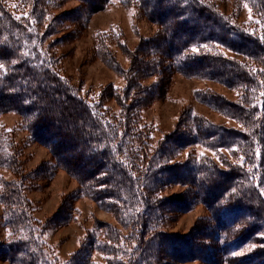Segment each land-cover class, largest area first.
I'll return each instance as SVG.
<instances>
[{
    "label": "trees",
    "instance_id": "1",
    "mask_svg": "<svg viewBox=\"0 0 264 264\" xmlns=\"http://www.w3.org/2000/svg\"><path fill=\"white\" fill-rule=\"evenodd\" d=\"M18 1L24 9L12 10L0 0V114L17 113L29 139L48 149L51 162L41 167L44 177L62 169L78 187L51 218L36 220L24 194L22 147L12 132L0 131V167L15 176L0 181L8 229L0 254L12 264H56L42 237L74 219L79 213L74 201L86 197L108 211L116 224L95 220L66 264H96L90 259L96 251L104 264H264V33L234 23L205 0H122L137 6L158 32L142 43L144 57L140 51L129 52L133 63L124 73L125 89L109 86L99 102L89 103L58 71L46 49L57 18L52 10L62 0ZM79 1L82 18L111 3ZM243 1L264 32V0ZM101 41L95 43L96 56L123 73ZM223 49L250 63L227 56ZM155 72H179L235 88L239 96L233 101L208 90L197 93V99L232 117L242 129L185 112L191 123L182 116L174 132L153 145L138 112L147 93L152 95L161 82L146 88L137 77ZM109 96L116 100L118 113L103 108ZM192 144L235 146L244 159L241 165L226 164L227 169L203 156L172 162L179 150ZM171 185L184 186L181 196L162 197ZM195 203L208 209L207 219L188 234L163 230L172 212L192 209ZM244 249V256H234Z\"/></svg>",
    "mask_w": 264,
    "mask_h": 264
},
{
    "label": "rangeland",
    "instance_id": "2",
    "mask_svg": "<svg viewBox=\"0 0 264 264\" xmlns=\"http://www.w3.org/2000/svg\"><path fill=\"white\" fill-rule=\"evenodd\" d=\"M205 1L216 7L223 15L229 16L234 23L241 24L260 36L264 33L249 3L243 0ZM6 2L12 10L25 8L18 0H6ZM80 8L79 0H62L59 6L52 10V14L57 18L52 22V33L46 40L48 44L46 49L51 58L55 59L56 67L62 76L78 88L79 95L89 103H97L102 91L105 90L108 94L109 86L116 91L125 89L127 86L125 74L126 71L131 70L133 63L129 52L138 54L140 51L144 57L142 43L155 36L158 31L156 24L147 19L137 6L125 5L122 0H111V3L104 8L86 14L85 18H82ZM100 40L105 43L104 45L123 73L113 70L96 56L94 46ZM223 53L236 60H242L245 64L250 63L248 59L228 49H223ZM150 57L156 56L150 55ZM137 79L146 88L161 82L159 87L152 91V95L147 93V99L138 112L140 125L145 126L153 145L174 132L185 112L186 115L204 117L214 125L242 129L235 119L221 114L197 99V93L208 90L233 101L239 96L235 88L226 87L218 81L204 77H187L179 72L142 73ZM103 108L107 109L109 114L120 111L116 100L110 96L104 102ZM185 123H191L189 118H186ZM20 124L21 118L17 113L8 111L0 114V131L12 132V138L19 143V147H22L19 162L22 173L27 175L24 194L33 206V217L43 223L58 212L57 209L60 208L62 200L64 201L69 193L75 191L78 185L62 169H57L53 175L44 177L41 167L44 163L51 162V155L43 144L30 140L28 133ZM175 155L172 162L183 161L192 155L197 158L203 156L223 169H227L226 164L241 165L244 159V155L235 146L229 149H212L205 145L192 144L179 150ZM12 174L8 169L0 167V181L13 180L15 176ZM31 175L34 176L31 177ZM183 190V185H171L162 191L161 196L165 198L173 195L181 196ZM73 205L79 211L74 219L47 230L42 237L56 264H66V259L80 248L86 232L93 228L95 220L116 224L108 211L99 209L89 198H79ZM2 212L3 205L0 202V244L8 238V229L4 224ZM208 217V209L201 203H195L192 209L172 212L163 230L168 234H188L197 223ZM247 251L248 249L240 250L234 256L239 258ZM4 257V254H0V264H12ZM90 259L92 263H105L103 255L97 251L91 252ZM167 264L202 263L187 260L170 261ZM222 264L232 263L222 262Z\"/></svg>",
    "mask_w": 264,
    "mask_h": 264
}]
</instances>
